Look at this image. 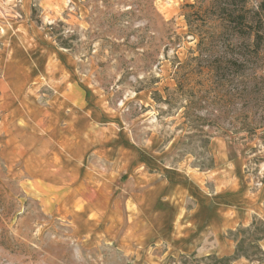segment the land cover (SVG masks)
<instances>
[{
  "label": "rangeland",
  "instance_id": "rangeland-1",
  "mask_svg": "<svg viewBox=\"0 0 264 264\" xmlns=\"http://www.w3.org/2000/svg\"><path fill=\"white\" fill-rule=\"evenodd\" d=\"M0 264H264V0H0Z\"/></svg>",
  "mask_w": 264,
  "mask_h": 264
}]
</instances>
